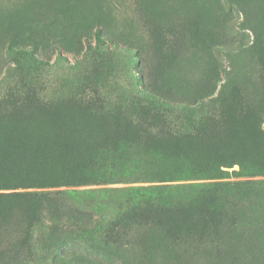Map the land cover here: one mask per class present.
<instances>
[{"label":"trees","instance_id":"16d2710c","mask_svg":"<svg viewBox=\"0 0 264 264\" xmlns=\"http://www.w3.org/2000/svg\"><path fill=\"white\" fill-rule=\"evenodd\" d=\"M244 22L260 68L243 87L230 61L214 91L146 93L109 115L95 98L0 100L21 107L0 114V264H148L127 253L167 255L186 236L216 256L243 231L232 252L264 249V35ZM166 116L175 129L155 126Z\"/></svg>","mask_w":264,"mask_h":264},{"label":"rangeland","instance_id":"374dc122","mask_svg":"<svg viewBox=\"0 0 264 264\" xmlns=\"http://www.w3.org/2000/svg\"><path fill=\"white\" fill-rule=\"evenodd\" d=\"M243 22L264 35V0H0V100L95 98L92 112L109 115L121 101L146 93L181 102L214 91L230 61L243 87L258 78L260 68L257 52L246 49L253 35ZM20 110L0 105V114ZM155 126L176 127L167 116ZM242 233L239 240L230 233L216 256L186 236L167 255L162 249L142 252L138 245L127 258L135 253L148 264H264L261 242L230 250L246 245ZM41 260L84 262L78 256ZM18 264L36 263L23 255Z\"/></svg>","mask_w":264,"mask_h":264}]
</instances>
